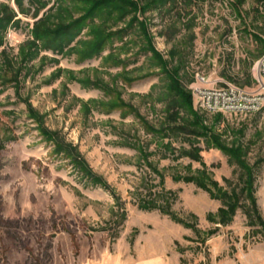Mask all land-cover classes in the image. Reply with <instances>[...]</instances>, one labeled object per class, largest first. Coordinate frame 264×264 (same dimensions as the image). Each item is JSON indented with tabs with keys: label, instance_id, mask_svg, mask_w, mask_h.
<instances>
[{
	"label": "rangeland",
	"instance_id": "rangeland-1",
	"mask_svg": "<svg viewBox=\"0 0 264 264\" xmlns=\"http://www.w3.org/2000/svg\"><path fill=\"white\" fill-rule=\"evenodd\" d=\"M263 56L264 0H0V264H264V109L193 92Z\"/></svg>",
	"mask_w": 264,
	"mask_h": 264
},
{
	"label": "built area",
	"instance_id": "built-area-1",
	"mask_svg": "<svg viewBox=\"0 0 264 264\" xmlns=\"http://www.w3.org/2000/svg\"><path fill=\"white\" fill-rule=\"evenodd\" d=\"M257 91H248L236 85L228 84L217 88L208 86L207 79L198 76V84L193 88L198 105L205 111L223 114L257 113L264 109V56L256 67Z\"/></svg>",
	"mask_w": 264,
	"mask_h": 264
},
{
	"label": "trees",
	"instance_id": "trees-1",
	"mask_svg": "<svg viewBox=\"0 0 264 264\" xmlns=\"http://www.w3.org/2000/svg\"><path fill=\"white\" fill-rule=\"evenodd\" d=\"M119 1H125V0H119ZM105 3H100L98 5H104ZM172 76V74H170ZM173 77V76H172ZM174 83L176 84V93H178L179 95H181L183 98L186 99L187 103L190 104L191 103V98H192V95L191 94H187L186 92H184L181 87H180V83L178 80H174ZM196 117V116H195ZM193 124H197V125H201V121H199V119L196 117V123H193ZM185 129L183 130H187V127L184 126ZM202 132H204L206 129L205 128H202ZM194 134L196 135H200L199 133H197V131L194 132ZM199 151L198 150H194L193 152H190L189 155L195 159V160H198L197 158H199L198 156V153ZM239 152V151H238ZM200 174H202V178H205L206 180L208 179V181H210V178L209 176L207 175L208 173L205 171V170H200L199 171ZM198 185L208 191H210V189L208 188L207 184L204 183V182H198ZM211 185H215V184H210V187ZM217 190V193H218V196L220 195L222 197V200H223V204H224V207L225 208H228L229 210H232L234 211L236 206L238 205V196L236 194L232 195L229 200L228 198L225 196L224 193H222L221 191H219V189H216ZM234 200V202H232ZM221 211H225V210H221Z\"/></svg>",
	"mask_w": 264,
	"mask_h": 264
}]
</instances>
